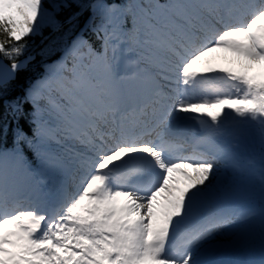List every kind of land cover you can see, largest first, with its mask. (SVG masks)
<instances>
[{
	"label": "snow or ice",
	"instance_id": "obj_1",
	"mask_svg": "<svg viewBox=\"0 0 264 264\" xmlns=\"http://www.w3.org/2000/svg\"><path fill=\"white\" fill-rule=\"evenodd\" d=\"M46 27L59 58L6 102L33 127L0 144V264H200L243 218L218 202L224 137L264 136V0H0V94Z\"/></svg>",
	"mask_w": 264,
	"mask_h": 264
},
{
	"label": "trees",
	"instance_id": "obj_2",
	"mask_svg": "<svg viewBox=\"0 0 264 264\" xmlns=\"http://www.w3.org/2000/svg\"><path fill=\"white\" fill-rule=\"evenodd\" d=\"M78 11V9H69L66 12V15L72 14V12ZM91 41L94 39V36L90 37ZM40 38H37V41L35 43H39ZM27 48L25 53L29 50H31L32 42L30 39H26ZM41 48V47H40ZM44 54L39 52L37 54V58L35 61H33L28 68L25 70L19 72L18 77L15 81L11 82L8 86V88L0 94V129L4 127L8 133H4L1 135L2 140L5 141V143H8L9 140H12L14 137V121L13 118L8 113V108L6 104V100L9 99L14 100L17 97H22L25 93V91L28 89V86L31 84L34 77L37 75L38 72L42 71V61L43 58H41ZM10 61V60H8ZM11 62V61H10ZM8 110V111H7ZM31 110L28 105H25V111L24 115L19 117V125L23 127L24 131L31 136L32 135V129H31ZM6 124V125H5Z\"/></svg>",
	"mask_w": 264,
	"mask_h": 264
},
{
	"label": "bare ground",
	"instance_id": "obj_3",
	"mask_svg": "<svg viewBox=\"0 0 264 264\" xmlns=\"http://www.w3.org/2000/svg\"><path fill=\"white\" fill-rule=\"evenodd\" d=\"M242 127H243V125H242ZM259 136H260V132L258 131L256 140L259 139ZM241 145H245L248 147L252 146V144L244 143L242 140H234V139H229L223 144V146L226 147L229 150V152L232 154L233 158H235L236 156H239L240 154H242L246 151V148L241 146ZM222 168H223V166H222ZM227 170L231 171L232 168L228 166L226 168V171ZM222 177L225 180V181L223 180V182H224L223 185L228 184L229 179L226 176H222ZM217 194L220 196L221 188H219ZM248 232L250 234L252 233L251 231H248ZM245 246H247L245 243L235 244L234 247L240 248V250L239 251L237 250L236 253H238V254L243 253L244 250H246V249H249L250 251L254 250V249H251V248L245 247ZM256 247H259V245H256ZM204 258H205V256L203 254H200V260L202 261Z\"/></svg>",
	"mask_w": 264,
	"mask_h": 264
},
{
	"label": "rangeland",
	"instance_id": "obj_4",
	"mask_svg": "<svg viewBox=\"0 0 264 264\" xmlns=\"http://www.w3.org/2000/svg\"><path fill=\"white\" fill-rule=\"evenodd\" d=\"M84 2H86V0H84ZM105 2L106 3H109V4H119V3H117V2H113V3H111V2H108V1H106L105 0ZM45 29V28H44ZM44 29L42 30V31H44ZM61 35V34H60ZM34 37H36V36H32V37H28V38H34ZM55 41H56V39H55ZM54 43V42H53ZM45 44V43H44ZM47 47H50V42H49V44H47ZM46 49V48H45ZM213 55H215V56H217L218 58H219V56H220V54H213ZM218 62H220V63H223V61H221V60H219L218 59ZM253 131H255V129L253 130ZM257 131V130H256ZM248 135H246V134H240L241 135V139H249V141L252 143V144H254V152L252 153V154H250V157H252L253 158V156H255L254 154H258L259 155V157L261 158V155L260 154H262V149L260 148L262 145L264 146V142H262V141H259L258 140V142L257 143H254V138H253V133H252V130H248V133H247ZM227 233H229V231H226V232H224V233H222V234H218L217 236H214V238H215V245H218V244H221V243H224V242H226L227 241V238L229 237V235L227 234ZM236 238H238V235H236L235 236Z\"/></svg>",
	"mask_w": 264,
	"mask_h": 264
},
{
	"label": "water",
	"instance_id": "obj_5",
	"mask_svg": "<svg viewBox=\"0 0 264 264\" xmlns=\"http://www.w3.org/2000/svg\"><path fill=\"white\" fill-rule=\"evenodd\" d=\"M28 57H32V56H28ZM33 58V57H32ZM23 59H25V58H23ZM23 59H21V60H23ZM32 60V59H31ZM0 65H2V66H7V67H10V64H8L3 58H0ZM3 69L2 68H0V71H2ZM18 73V72H17ZM17 75V74H16ZM15 78H16V76H15ZM14 78V79H15Z\"/></svg>",
	"mask_w": 264,
	"mask_h": 264
}]
</instances>
